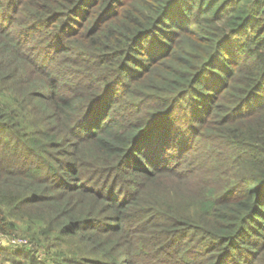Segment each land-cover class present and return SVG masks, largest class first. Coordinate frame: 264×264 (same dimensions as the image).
Masks as SVG:
<instances>
[{
    "label": "trees",
    "instance_id": "16d2710c",
    "mask_svg": "<svg viewBox=\"0 0 264 264\" xmlns=\"http://www.w3.org/2000/svg\"><path fill=\"white\" fill-rule=\"evenodd\" d=\"M0 264H264V0H0Z\"/></svg>",
    "mask_w": 264,
    "mask_h": 264
},
{
    "label": "built area",
    "instance_id": "2783aa9c",
    "mask_svg": "<svg viewBox=\"0 0 264 264\" xmlns=\"http://www.w3.org/2000/svg\"><path fill=\"white\" fill-rule=\"evenodd\" d=\"M9 241H10L9 243L12 245H19L24 242V240H13V239Z\"/></svg>",
    "mask_w": 264,
    "mask_h": 264
},
{
    "label": "rangeland",
    "instance_id": "374dc122",
    "mask_svg": "<svg viewBox=\"0 0 264 264\" xmlns=\"http://www.w3.org/2000/svg\"><path fill=\"white\" fill-rule=\"evenodd\" d=\"M178 111H179V110H178ZM180 111H182V110H180ZM4 240H5V239L2 240V243H4ZM44 258H45V257H41V259H44Z\"/></svg>",
    "mask_w": 264,
    "mask_h": 264
}]
</instances>
